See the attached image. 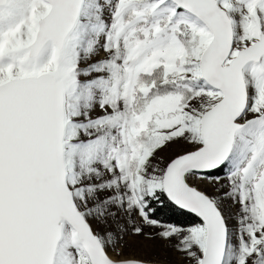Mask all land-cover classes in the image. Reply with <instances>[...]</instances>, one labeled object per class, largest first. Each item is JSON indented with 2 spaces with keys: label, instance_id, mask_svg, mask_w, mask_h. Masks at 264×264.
<instances>
[{
  "label": "snow or ice",
  "instance_id": "6c2138e0",
  "mask_svg": "<svg viewBox=\"0 0 264 264\" xmlns=\"http://www.w3.org/2000/svg\"><path fill=\"white\" fill-rule=\"evenodd\" d=\"M141 225L264 264V0H0V264H151Z\"/></svg>",
  "mask_w": 264,
  "mask_h": 264
},
{
  "label": "rangeland",
  "instance_id": "374dc122",
  "mask_svg": "<svg viewBox=\"0 0 264 264\" xmlns=\"http://www.w3.org/2000/svg\"><path fill=\"white\" fill-rule=\"evenodd\" d=\"M180 147L186 148L188 146L172 145L169 149L160 153V155L167 158L169 155L175 153ZM221 182L224 183L225 181L222 180ZM204 186L209 188L212 187V185L208 182H206ZM137 223H140L139 218H137ZM143 227L145 232L150 233L153 238H148L146 236H128L126 238V244L122 249V251L127 256L145 259L151 263L184 264L181 255L177 253L171 246L173 243H175V241H165L157 235V233L162 231L161 228H148L146 226ZM110 255H113V258H115L114 254L110 253Z\"/></svg>",
  "mask_w": 264,
  "mask_h": 264
},
{
  "label": "trees",
  "instance_id": "16d2710c",
  "mask_svg": "<svg viewBox=\"0 0 264 264\" xmlns=\"http://www.w3.org/2000/svg\"><path fill=\"white\" fill-rule=\"evenodd\" d=\"M156 208L161 210L155 213V218L162 224H187L192 219L190 214H186L182 210L176 209L174 205L170 204V202L159 203L156 205Z\"/></svg>",
  "mask_w": 264,
  "mask_h": 264
},
{
  "label": "water",
  "instance_id": "95a60500",
  "mask_svg": "<svg viewBox=\"0 0 264 264\" xmlns=\"http://www.w3.org/2000/svg\"><path fill=\"white\" fill-rule=\"evenodd\" d=\"M151 264H162V263H151Z\"/></svg>",
  "mask_w": 264,
  "mask_h": 264
}]
</instances>
